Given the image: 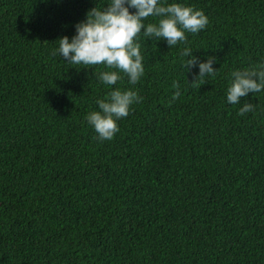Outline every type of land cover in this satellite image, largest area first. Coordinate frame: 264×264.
Returning <instances> with one entry per match:
<instances>
[{
  "label": "trees",
  "instance_id": "trees-1",
  "mask_svg": "<svg viewBox=\"0 0 264 264\" xmlns=\"http://www.w3.org/2000/svg\"><path fill=\"white\" fill-rule=\"evenodd\" d=\"M160 2L206 29L141 33L144 75L109 87L93 73L115 69L53 55L109 0H0V264H264V90L227 102L231 73L264 65V0ZM185 47L215 74L192 84ZM116 88L143 99L100 141L86 117Z\"/></svg>",
  "mask_w": 264,
  "mask_h": 264
},
{
  "label": "clouds",
  "instance_id": "clouds-1",
  "mask_svg": "<svg viewBox=\"0 0 264 264\" xmlns=\"http://www.w3.org/2000/svg\"><path fill=\"white\" fill-rule=\"evenodd\" d=\"M129 9H135V12ZM149 17H159V20L145 24ZM208 23L203 11L180 3L165 6L160 0H109L107 7L101 9L96 6L86 13V19L75 25L76 34L71 40L67 36L59 38V47L53 55L58 53L68 64L82 65L83 68L103 65L107 69H115L93 73L109 87L116 85L123 76L131 85H136L144 75V57L137 42L141 33L147 39L165 40L172 48L179 43H187L186 33L198 34L206 29ZM192 52L191 48L185 47L180 55L188 57L183 65L187 71L198 65L199 73L191 82L196 84L200 78L215 74L217 70L212 65L216 57L210 56L206 62H199ZM231 76L234 79L227 89L229 104H238L241 97L264 90V65L259 69L234 71ZM172 87L176 91L170 103L181 95L177 82H173ZM142 99L136 91L116 88L106 99L97 100L100 111L90 112L87 122L93 126L100 141L111 140L119 131L117 120L127 117L130 106ZM252 111L254 105L245 103L238 115Z\"/></svg>",
  "mask_w": 264,
  "mask_h": 264
}]
</instances>
